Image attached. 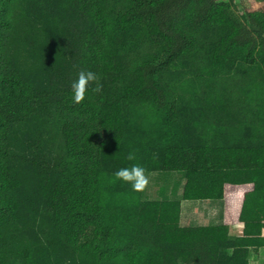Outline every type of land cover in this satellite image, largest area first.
Masks as SVG:
<instances>
[{"label":"trees","instance_id":"16d2710c","mask_svg":"<svg viewBox=\"0 0 264 264\" xmlns=\"http://www.w3.org/2000/svg\"><path fill=\"white\" fill-rule=\"evenodd\" d=\"M0 9V264H249L251 239L183 227L180 200L146 199L114 173L185 171L186 198L216 197L215 172L230 163L264 173V138L253 141L264 108L253 107L258 86L245 73L264 76V0ZM81 70L103 90L74 104ZM174 76L193 94L185 118ZM226 130L231 139L214 145L209 136Z\"/></svg>","mask_w":264,"mask_h":264},{"label":"crops","instance_id":"0c3cea01","mask_svg":"<svg viewBox=\"0 0 264 264\" xmlns=\"http://www.w3.org/2000/svg\"><path fill=\"white\" fill-rule=\"evenodd\" d=\"M228 169H218L215 172L213 182L216 197L186 198L185 171H180L181 177L170 179V184L156 186L163 178L168 179V174H175L167 173L168 171L179 170L150 171L155 172V175H149L148 172L150 183L144 191V197L180 200V224L183 227L227 226L232 240L251 239L248 242L249 264H264V244H259L264 240V173L239 174L232 163ZM241 213L251 216L250 226ZM234 250V246L226 248L229 255Z\"/></svg>","mask_w":264,"mask_h":264},{"label":"clouds","instance_id":"9594fccd","mask_svg":"<svg viewBox=\"0 0 264 264\" xmlns=\"http://www.w3.org/2000/svg\"><path fill=\"white\" fill-rule=\"evenodd\" d=\"M72 102L74 104H82L89 92L99 94L103 90V84L100 82V77L93 71L81 70L78 78L72 84ZM128 160L136 159L135 151L128 154ZM117 180H121L126 184L131 185L134 192H144L150 183L149 175L146 169L139 164H133L130 168H121L114 173Z\"/></svg>","mask_w":264,"mask_h":264},{"label":"rangeland","instance_id":"374dc122","mask_svg":"<svg viewBox=\"0 0 264 264\" xmlns=\"http://www.w3.org/2000/svg\"><path fill=\"white\" fill-rule=\"evenodd\" d=\"M238 9L236 10V13H238ZM0 14H1V9H0ZM245 69H247L245 71V73L247 74L246 78L251 81L252 83H254L256 86V89L253 93V97L251 99V103L253 105L254 108L257 107V105H261L264 108V76L260 73L259 68L257 66H245ZM176 83V90L174 93V97H177V99L179 100V105H181L183 107L182 111H183V116L185 118V106L189 104L190 99H191V95H193L190 91L189 88L185 87V89L182 88V86H178L179 83V79L178 76H174L173 77ZM231 81V80H230ZM232 82V81H231ZM188 114L191 115V111H187ZM260 128H264L263 126H260ZM183 130L185 131V124L183 126ZM199 130H203V127H200ZM196 132V131H194ZM231 131H221L218 133H213L212 135L209 136L210 139L213 140L214 145L216 144H221L223 141H228L231 139L232 135H231ZM261 136H255L253 138L254 142H258L260 140V138H264V130L260 133ZM236 140V138H235ZM239 143V141H238ZM167 173H175V174H168L169 177L168 179H162L159 181V184L156 183V186H160L162 184H170V179L175 178V177H181L182 173L180 171H168ZM149 175H155V172H150ZM179 264H184L183 262L179 263Z\"/></svg>","mask_w":264,"mask_h":264}]
</instances>
